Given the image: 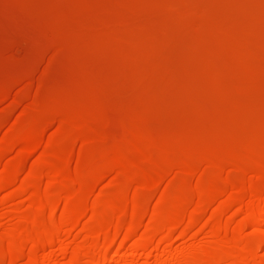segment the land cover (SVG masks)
Masks as SVG:
<instances>
[{
    "label": "rangeland",
    "instance_id": "374dc122",
    "mask_svg": "<svg viewBox=\"0 0 264 264\" xmlns=\"http://www.w3.org/2000/svg\"><path fill=\"white\" fill-rule=\"evenodd\" d=\"M263 197L264 0H0V264H96L178 221L125 264H257Z\"/></svg>",
    "mask_w": 264,
    "mask_h": 264
},
{
    "label": "bare ground",
    "instance_id": "6f19581e",
    "mask_svg": "<svg viewBox=\"0 0 264 264\" xmlns=\"http://www.w3.org/2000/svg\"><path fill=\"white\" fill-rule=\"evenodd\" d=\"M64 181L62 182L61 186L58 189V191H60V192L65 191L70 186V182H68V181L64 182ZM23 188L21 190H23ZM85 192L86 191H83V193H85ZM253 193H254V191L251 189L250 191L246 192L245 195L251 197V195H253ZM208 196H209V194H207V193H200V197L201 198H205V197H208ZM55 205L56 204L50 205V209H51L50 213H49L50 217L54 216V214H55V210H56L55 209L56 208ZM197 206H198V208H203L204 207V202L202 201V199L199 200V202L197 203ZM134 211H135L134 209H131L130 213L133 214ZM77 213L79 214L78 210L74 211V214H77ZM95 213H93V214H95ZM95 215H96L95 217H98L101 220L104 218V214L103 213H97ZM181 219H183V218H181ZM74 220L75 219L72 220V218H69V217H66V216H62L58 223H53L52 224V228L58 229V228L62 227L63 225H65L66 223H68V222L70 223V221L72 222ZM74 223H75V221H74ZM178 223H181V222L178 221ZM178 223L173 224L174 226L171 225L172 227H168L167 225H165V226L163 225V226H160L159 228L157 227V229L156 228L154 230L152 229V231L147 234L148 242L144 245V247H140L139 246L140 248L137 247V246H134V243H133V246L128 245L127 242H128V240L131 239V236L133 234L132 231L129 229V230H127V233L124 236V239L122 240L121 244L118 245L119 246L118 247V249H119L118 251H116V250H115L116 252L113 251V248H115L114 247L115 244L118 243V241L114 242L115 238L114 239L111 238L112 239L111 241L110 240L107 241L108 242L107 243L108 246H107V248H105V251H103V253H101V256L99 257V260H97L96 264H125V262L123 261V258H125L124 256L126 254H122L121 250H123V251H124V249H126L127 251L131 250L132 253H133V251L136 253L138 250L139 251L142 250L143 254H144L145 250H150V248H152L153 246H155V248L159 246L158 242L160 240L158 242H156L158 246H156V244L154 243V240H156V238L158 236H160L159 232H161L162 229H164V230L166 229L167 231H169L171 233L177 228ZM192 223H193L192 220L189 218L187 220V224H186L187 226H185V228H187V229L190 228L192 226ZM71 224H73V223H71ZM250 224H252V225L254 224L255 226H257V230H256V232H257V248L259 247V250H260V246L263 247V245H264V197L260 200V202L258 204V210L254 214V216H252L250 218H247L245 220V223H244L245 226L246 225H250ZM211 225L217 230H221L222 229V226H221L220 221L218 219L212 220V224ZM120 229H121V225L119 223H116L113 226L112 231H113L114 236L119 232ZM90 231L93 234H95V235H99V233H101V232L103 233L104 230H103L101 225H94V227L92 226ZM59 236H56L55 234H52V235H49V236L45 237V240L50 243L49 244V246H50L49 247V251L50 252L48 254V258L51 261L54 259L53 258L55 256L54 253H56L55 248L63 242L62 241V237L60 238ZM27 239H28L29 242H31V245H32V249H31L29 255L31 257H33V255H34L33 249H35L38 246V244H39L38 242L39 241L35 240L34 237H30V236ZM158 239H159V237H158ZM226 241H227V239H226ZM229 241L230 240L228 239V242ZM116 249H117V247H116ZM152 249H154V248H152ZM262 251H264V250H262ZM255 252H257V251H255ZM255 252H253L252 250L245 251L244 253H239L238 251H234V252L232 251L231 253H229V256L231 257V259L234 260L233 264H245L248 261H251L252 259H254L256 257L255 254H257V253H255ZM150 255H151V253H148V254L145 255V257L149 258ZM132 256H133V254H132ZM222 256H223L222 250H216V251L212 250V251H209V252L205 253L204 256H200V257L197 256V255L182 254L181 256H177L175 258V261L173 262V264H214V263H217L218 261H220ZM157 260L160 261L161 257L157 258ZM54 261L55 260H53V262ZM74 264H79V262H74ZM257 264H264V256H263V258L261 257L259 259V262Z\"/></svg>",
    "mask_w": 264,
    "mask_h": 264
}]
</instances>
